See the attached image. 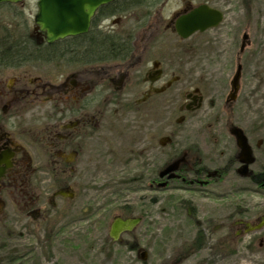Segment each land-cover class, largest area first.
I'll return each instance as SVG.
<instances>
[{"label":"flooded vegetation","instance_id":"flooded-vegetation-1","mask_svg":"<svg viewBox=\"0 0 264 264\" xmlns=\"http://www.w3.org/2000/svg\"><path fill=\"white\" fill-rule=\"evenodd\" d=\"M238 2L236 21L229 17L233 11L227 5L228 0H111L97 8L87 32L81 34L80 55H34L29 57L31 60L13 67H0L1 212L6 202H12L14 217L20 225L41 228L59 214L56 208L65 209L68 202L78 201L75 190L81 188V172L94 168L100 154L99 134L105 129L101 127L106 120L103 115L109 110L118 115L131 113L141 105H157L159 97L179 81L181 61L178 57L169 58L167 36L178 42L192 40L190 62L196 83L184 94V101L178 107L185 114L198 111L205 100L204 93L212 88L210 81L213 80L207 73L209 66L201 64V55H211L216 45L225 46L224 54L230 52L228 47H233V73L227 81L228 92L223 101L229 117L221 120L232 152L223 166L212 170V175L208 170L195 171L198 176L194 181L184 179L179 172L184 168L180 163L178 172H174L179 175H157L152 183L164 191L171 182L185 180L190 185L200 183L204 189L223 184L232 175L236 183H240L237 185L239 193L262 195L264 120L253 122L256 127L246 131L230 116L236 106L239 112H244L245 101L241 96L245 74L256 77L264 72L260 58L264 55V35L261 34L264 0ZM202 7L210 12L201 11L213 26L196 31L188 38L180 37L177 22ZM90 31L92 34L88 35ZM32 32L36 41L45 45L72 38L47 44L34 23ZM218 38H224L227 43L220 44ZM226 58L222 62L224 66L230 62ZM202 70L206 71L201 74ZM227 72L230 73V68ZM236 73L239 77L234 93L232 79ZM219 75H225L224 71ZM235 128L242 131L250 148L252 162L247 166V160L241 161L243 158H240V149L232 134ZM112 129L116 127L113 125ZM171 142L170 137H161L158 145L163 148ZM178 158L181 160L180 156ZM213 198L219 197L214 195ZM187 213L190 215L189 210ZM263 216L264 213L253 225ZM118 217L134 216L115 215L111 222ZM247 225L253 226L243 217L235 218L231 224L236 227V236L251 232ZM224 227L219 225V230ZM199 232L203 231L198 227L196 233ZM108 238L114 244L120 243L113 241L109 233ZM32 250L22 252L16 248L12 259L26 262Z\"/></svg>","mask_w":264,"mask_h":264},{"label":"rangeland","instance_id":"rangeland-1","mask_svg":"<svg viewBox=\"0 0 264 264\" xmlns=\"http://www.w3.org/2000/svg\"><path fill=\"white\" fill-rule=\"evenodd\" d=\"M36 1L0 5V24L25 21L32 31ZM238 4V0H228L227 4L233 11L229 17L235 20ZM261 34L264 35V28ZM218 39L220 44L227 43L224 38ZM191 47L190 38L178 42L167 36L169 58L178 57L182 73L173 88L159 97L157 105H141L131 113L118 115L109 110L103 115L106 120L101 127L105 129L99 134L100 154L94 168L81 172V188L75 190L78 201L68 202L65 209L56 208L59 214L41 228L20 225L11 201L6 202L3 212L0 204V246L4 243L9 249L19 248L22 252L33 249L26 262L15 259V264H264V227L236 236V227L231 226L237 217L252 225L256 223L264 213V191L260 196L239 193L240 183L232 175L223 184L204 189L199 182L190 185L185 180L171 182L164 191L152 183L157 175H179L174 172L180 163L184 168L179 172L184 179L194 181L198 176L195 171L208 170L212 175V170L223 166L232 152L221 120L229 117L223 101L233 73V47L224 54L225 46L216 45L214 53L201 55V64L209 66L212 88L204 93L205 100L198 111L185 114L178 107L196 83ZM225 58L229 65L222 64ZM260 58L264 71V55ZM223 71L225 75L220 76ZM244 85V112L236 106L230 118L251 131L256 127L253 122L264 120V72L256 77L245 74ZM161 137H170L172 142L159 147ZM124 211L131 212L127 217L141 220L131 232L120 235L112 256L106 255L111 248V220ZM221 224L225 227L219 230ZM198 227L205 235L201 246L194 249ZM6 234L12 237L2 239ZM142 252L146 253L145 260L140 258ZM3 255L4 250L0 249V257Z\"/></svg>","mask_w":264,"mask_h":264},{"label":"water","instance_id":"water-1","mask_svg":"<svg viewBox=\"0 0 264 264\" xmlns=\"http://www.w3.org/2000/svg\"><path fill=\"white\" fill-rule=\"evenodd\" d=\"M24 0H0L1 3L18 4ZM111 0H37L34 24L43 33L45 42L52 44L69 37L79 36L87 32L90 20L98 7ZM205 8H200L180 18L177 22V33L182 38H188L196 31H204L213 26L209 18L204 15ZM207 12V11H206ZM205 12V13H206ZM210 13V12H207ZM219 17L216 18V22ZM238 73L232 79V89L237 90ZM232 134L236 138V144L240 149L241 161L252 162L250 148L241 130L235 128ZM140 218L121 219L115 218L109 226V237L113 241L119 240L121 233L131 231L139 222ZM249 231H257L264 227V216L253 226L247 225ZM146 253L140 257L145 260Z\"/></svg>","mask_w":264,"mask_h":264},{"label":"trees","instance_id":"trees-1","mask_svg":"<svg viewBox=\"0 0 264 264\" xmlns=\"http://www.w3.org/2000/svg\"><path fill=\"white\" fill-rule=\"evenodd\" d=\"M0 5H12V4H0ZM13 6V5H12ZM13 25V26H12ZM19 26L21 29L17 30L15 27ZM25 24V21H21L19 24H0V67L10 68L20 63L31 60L30 56H48L52 54H68V55H80L81 54V35L65 39L63 41L54 43L52 45H45L43 42L36 41L35 35L30 31L29 26ZM92 34V31L88 35ZM93 38V36H91ZM48 59L46 57H41ZM40 59V58H39ZM183 166V164H182ZM182 176V175H181ZM155 185V184H154ZM128 212V211H127ZM131 213V212H129ZM129 213L124 211L121 213L123 217L129 216ZM12 237L10 234H6L4 238ZM18 237V236H16ZM1 239V241H2ZM5 241V240H3ZM203 237L199 232L194 240L193 248L198 249L201 246ZM109 252L107 255L112 256L113 246L119 245L109 242ZM1 250H4V255L0 257V264H15L12 259V255L16 251L15 248L9 249L6 244H1ZM109 255V256H110Z\"/></svg>","mask_w":264,"mask_h":264}]
</instances>
